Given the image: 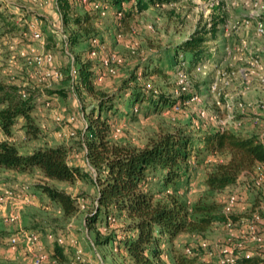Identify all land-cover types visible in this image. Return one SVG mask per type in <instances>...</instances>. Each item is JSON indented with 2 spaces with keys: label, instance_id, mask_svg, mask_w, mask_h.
Here are the masks:
<instances>
[{
  "label": "rangeland",
  "instance_id": "1",
  "mask_svg": "<svg viewBox=\"0 0 264 264\" xmlns=\"http://www.w3.org/2000/svg\"><path fill=\"white\" fill-rule=\"evenodd\" d=\"M69 1L73 15L87 12L95 29L74 46L68 43L74 27L62 23L57 0H0V83L15 84L35 94L31 116L39 128L38 138L28 139L19 119L11 141L21 154L47 143L64 145L68 164L85 175L69 183L47 181L37 171L0 170V264H125L113 249V241L106 246L96 243L97 238L109 234L102 226L103 216L87 227L96 189L82 134L96 99L79 83L78 70L83 66L90 70L94 91L116 96V100L125 97L124 82L133 75L135 83L151 89L154 101L162 95L173 103L156 102L155 107L142 102L129 108L130 118H114L109 135L114 144L142 148L175 130L198 137L213 127L229 128L264 142V35L256 34L257 23L264 27L260 2L176 0L125 17L129 2L121 1V11L116 12L108 4L117 0ZM214 15H220L223 24L217 37L207 42L211 57L190 69L181 65L176 73L164 69L161 77L148 71L140 76L149 58L165 54L195 32L207 29ZM45 55L51 56L50 61L33 62ZM53 73L58 76L53 77ZM223 160V156L192 160L188 178L178 191L187 205L204 193L203 180L210 166ZM40 185L68 194L75 200V212L63 216L59 205L38 191ZM232 196L236 203L226 211ZM214 197L224 213L232 212L241 220L214 224L202 235H179L173 248L185 253L206 244L200 256L204 264H219V250L225 246L264 258L263 247L250 233L253 227L256 235L264 236V165H256L253 175L241 177L235 187ZM254 213L258 220L253 219ZM55 243L64 250L63 263L49 257ZM41 255L46 259L36 263ZM165 261L172 264L168 256Z\"/></svg>",
  "mask_w": 264,
  "mask_h": 264
},
{
  "label": "trees",
  "instance_id": "2",
  "mask_svg": "<svg viewBox=\"0 0 264 264\" xmlns=\"http://www.w3.org/2000/svg\"><path fill=\"white\" fill-rule=\"evenodd\" d=\"M121 1L129 2L130 9L124 12L125 17H129L133 11L141 13L152 6L176 0H117L109 3V8L121 11ZM100 5L105 7L103 3ZM57 9L64 26L74 27V35L68 39L70 46L94 33L89 14L73 15L69 0H57ZM222 24L223 18L214 15L207 29L195 32L171 50H165V54L160 52L154 59L149 58L142 65L140 76L148 71V74L161 77L164 69L176 73L181 71V65L186 64L190 69L202 63L211 57L207 42L217 37ZM78 71L81 87L96 99L82 134L86 159L94 170L92 183L96 189L93 210L86 218L87 227L103 216L104 231L111 234L97 238L96 243L106 246L113 241V249L123 257L125 264H168L167 256L172 264H204L200 258L201 247L191 248L190 253L185 254L173 248V241L182 234L202 235L214 224H233L241 220L232 212L224 213L214 196L235 187L241 177L253 175L256 165H264V142L229 128H216L198 137L175 130L157 136L142 148L114 144L109 138L114 118L125 115L130 118L132 110L129 112V108L139 107L142 102L155 107L161 102L169 106L173 103L162 95L154 101L151 89L135 83L137 78L133 75L124 82L125 97L118 96L117 101L116 96L94 91L88 66ZM35 101L36 96L29 89L0 83V133L3 137L0 140V170L37 171L45 180L54 182L70 183L84 177L78 168L68 164V148L64 145L46 144L31 153L21 154L11 141L12 129L19 119L23 121L26 137L38 138L39 128L31 116ZM117 103L126 106L119 108ZM200 156H223L224 160L210 166L203 180L204 193L187 205L178 191L188 178L189 164L192 160L197 162ZM37 189L59 205L63 216L68 217L77 209L75 200L65 192L46 185ZM49 257L57 263L66 260L63 248L56 243ZM236 264H264V258L240 257Z\"/></svg>",
  "mask_w": 264,
  "mask_h": 264
},
{
  "label": "built area",
  "instance_id": "3",
  "mask_svg": "<svg viewBox=\"0 0 264 264\" xmlns=\"http://www.w3.org/2000/svg\"><path fill=\"white\" fill-rule=\"evenodd\" d=\"M245 1H246V3H249L250 0H245ZM254 2H255L256 5L259 4V2H260V4H262L263 7H264V0H254ZM256 26H257L256 34L258 36H263L264 35V27H263V25L261 23H257ZM50 57H51L50 55H45L43 57L42 56H37V57H35L33 62H36L37 64H40V62L43 61V60L50 61ZM104 64H106V62ZM47 75L49 76L50 74H47ZM52 76L53 77H57L58 74L57 73H53ZM175 109H177V108H175ZM219 129L222 130V128H219ZM69 135L72 136L73 133L70 132ZM235 203H236V198L234 196L230 197L228 199L226 211H229V208L233 207ZM252 217H254L253 218L254 220H258L257 213H254ZM250 229H251L250 233L252 235L251 238L253 240H255L256 242L260 243L261 247H263V249H264V236H259L258 234L256 235L253 227H251ZM32 239L34 240L35 237L32 236ZM200 247H201V249H204L206 247V244L203 243V244L200 245ZM189 253H190V251L188 249H186L185 250V254H189ZM252 256H254L253 253L237 252L235 250V248H233L231 246L230 247L229 246H225L224 248L219 250V254H218L217 257L219 258V264H236V261H237L238 258H240V257L249 258V257H252ZM45 259H46L45 256L41 255L38 258H36L35 262L36 263H40V262H43ZM76 259L79 260L78 257ZM79 263L80 264H84L82 261L81 262L79 261Z\"/></svg>",
  "mask_w": 264,
  "mask_h": 264
},
{
  "label": "crops",
  "instance_id": "4",
  "mask_svg": "<svg viewBox=\"0 0 264 264\" xmlns=\"http://www.w3.org/2000/svg\"><path fill=\"white\" fill-rule=\"evenodd\" d=\"M261 52L264 55V47L261 48ZM213 130H216V127L211 128L209 131H213ZM47 144L49 145L50 143Z\"/></svg>",
  "mask_w": 264,
  "mask_h": 264
}]
</instances>
